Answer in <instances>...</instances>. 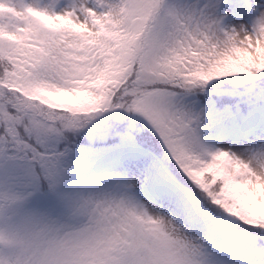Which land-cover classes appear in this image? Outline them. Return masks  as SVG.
<instances>
[{"label": "snow or ice", "instance_id": "snow-or-ice-1", "mask_svg": "<svg viewBox=\"0 0 264 264\" xmlns=\"http://www.w3.org/2000/svg\"><path fill=\"white\" fill-rule=\"evenodd\" d=\"M0 264H264V0H0Z\"/></svg>", "mask_w": 264, "mask_h": 264}]
</instances>
